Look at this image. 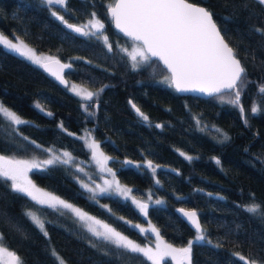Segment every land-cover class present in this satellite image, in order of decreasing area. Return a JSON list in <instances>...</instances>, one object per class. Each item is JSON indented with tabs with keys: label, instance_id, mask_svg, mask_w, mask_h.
Listing matches in <instances>:
<instances>
[{
	"label": "trees",
	"instance_id": "obj_1",
	"mask_svg": "<svg viewBox=\"0 0 264 264\" xmlns=\"http://www.w3.org/2000/svg\"><path fill=\"white\" fill-rule=\"evenodd\" d=\"M190 1L213 13L245 68L247 82H238V103L231 102L235 93L227 98L177 93L156 59L134 66L124 49L132 41L113 28L106 11L114 0H66L59 7V16L78 25L95 13L104 24L96 36L69 29L41 0H0L2 33L63 60L70 65L64 73L68 83L97 93L91 101L81 98L0 44V102L26 122L16 125L0 114V155L45 158L48 148L65 150L73 161L59 159L31 169L34 182L128 238L186 245L197 231L176 210L194 209L206 241H193L192 264H264V93L259 91L264 85V36L255 31L264 28V5L258 0ZM254 106L259 109L255 113ZM85 129L109 157L115 180L132 190L128 200L116 193L92 194L80 184L91 179L77 165L95 172L81 135ZM9 185L0 178L2 246L23 264H57L53 251L66 264H153L95 236L69 211L37 204ZM133 197L149 205L147 216L132 203ZM155 200L163 203L156 205ZM253 203L260 206L256 214L247 210ZM27 211L45 220L47 235ZM160 264L173 263L165 259Z\"/></svg>",
	"mask_w": 264,
	"mask_h": 264
},
{
	"label": "snow or ice",
	"instance_id": "obj_2",
	"mask_svg": "<svg viewBox=\"0 0 264 264\" xmlns=\"http://www.w3.org/2000/svg\"><path fill=\"white\" fill-rule=\"evenodd\" d=\"M41 2L49 6H66V0H41ZM258 3L264 5V0H258ZM109 10L116 27L134 41L139 42V47L134 52L129 53L133 61L137 60V56L141 57L143 61H148L150 57H155L170 71L171 76L165 77V81L174 86L177 91H199L213 95L224 90H235L236 99L231 102L234 104L238 103L241 94L238 82L239 85L247 82V78L244 76L245 68L241 66V61L236 58L233 48L225 41L224 36L217 27L216 21L213 19V13L208 8L196 6L189 3L188 0H119V3ZM52 15L57 16L69 29L82 36H96L104 28V24L99 19H95V13L91 14L93 18L89 19L88 23L84 26L69 24L63 16H59L56 12H53ZM255 31L264 36V28H256ZM13 39L19 41V37L13 36ZM107 39V36H104V40L107 41ZM0 44L48 68V65L44 64L22 41L13 43L12 40L0 33ZM108 47L111 49V44ZM66 67H70V65H61V68ZM53 74L58 75L57 73ZM58 78L62 79L59 76ZM72 90L88 101H91L97 95L95 92L80 90L76 87H73ZM99 91L102 92L103 89ZM259 91L264 93V85L259 87ZM132 107L145 121L149 119L135 104ZM258 110L255 106L251 109L253 113ZM241 111H243L242 108ZM0 114L13 121L16 125L26 123L3 104H0ZM157 127H161V125H157ZM225 139H228L226 134ZM32 143L35 142L33 141ZM88 146L95 150L99 149V144L95 141ZM64 155L70 157L69 153H64ZM187 158L189 160L192 159V157ZM59 159V157H54L53 159L46 160L44 163L50 165ZM61 162L69 163L70 159ZM124 163L128 165L134 164L133 161H125ZM217 163L219 164L220 161L217 160ZM135 166L140 167L138 164ZM39 167L40 164L33 161L19 160L0 155V178H3L5 181H11L9 187L12 191L21 193L40 205H47L50 208L62 206L63 208L72 209L81 220L92 219L88 217L87 213L73 208L71 204L61 200L59 197L51 196L50 194H40V189L27 178L29 170ZM147 167L152 168L153 172L155 171L151 161L147 162ZM105 183L108 184L109 188L114 187V190L125 200L129 199L131 189L121 187L118 181L112 183L105 181ZM85 187L87 186L85 185ZM107 190L101 189L102 192H106ZM132 203L137 206L140 212L147 216L149 208L147 203L137 201L134 197L132 198ZM154 203L160 205L163 201L155 200ZM259 207L258 204L253 203L247 207V210L250 213L256 214ZM178 211L195 226L198 233L196 241H206V235L199 222L197 213L195 211H185L184 209H179ZM26 215L47 235L44 219L33 211L26 212ZM260 215L264 217V212L260 213ZM133 227L139 226L133 225ZM104 228L105 231L103 232L97 231L94 228L91 231L97 237L104 238L118 248L125 249L131 253L142 254L147 259L153 261V264H160V260L165 255L171 256L173 259H176L178 255L180 257L178 264H183V262L192 264L193 241H189L186 247L179 249L166 245L163 251H161V246L157 244V250L153 252L152 248L138 245L127 236L122 235L115 229L109 228L107 225H104ZM141 231L147 232L148 230L141 229ZM151 231L155 232L157 236L159 235L154 227ZM208 242L210 243V241ZM3 244V237L0 234V256H7L8 264H23L20 257L15 252H11L8 248L3 247ZM53 255L56 256L57 264H64L63 259L55 251H53ZM239 259L241 261L245 260L242 256ZM247 264H256V261H249Z\"/></svg>",
	"mask_w": 264,
	"mask_h": 264
},
{
	"label": "rangeland",
	"instance_id": "obj_3",
	"mask_svg": "<svg viewBox=\"0 0 264 264\" xmlns=\"http://www.w3.org/2000/svg\"><path fill=\"white\" fill-rule=\"evenodd\" d=\"M61 5H53V6H50L52 8V10L54 12H56L57 14L59 13V7ZM96 19V18H95ZM88 23L87 22H84L82 23V25H86ZM0 33H2L0 31ZM101 33V32H100ZM100 33H97V34H100ZM5 37H7L8 39L12 40L13 43H17L19 41H22L25 45H27L28 48H30L36 56H38L41 61H44V60H47L49 58L52 57V55L46 53V52H42V51H39L37 49H35L34 47H32L31 45H29L27 42H25L22 38H20L19 36H16L15 37H19V41L13 39V36H10V35H6L4 33H2ZM137 47H139V43L138 42H134L132 41V43L130 44V46L128 47H125V51H127V54L129 55V53H132L135 51V49H137ZM130 56V55H129ZM26 58V57H25ZM131 58V56H130ZM28 59V58H27ZM29 61H31L32 63L34 64H37L35 62H33V60H30L28 59ZM132 60V59H131ZM146 61H143L141 59V57L137 56V60L136 61H133L132 60V63L133 65L135 66H139L143 63H145ZM37 65H40V64H37ZM169 77V76H168ZM73 87H76L80 90H84V91H90V90H87L86 88H84L83 86H81L80 84H77L75 82H69L68 83V89L70 91H72L73 93H75L72 89ZM92 92V91H91ZM76 94V93H75ZM219 95L218 97L219 98H227L228 96L231 97L233 95V92L232 91H229V92H223V93H220V94H217ZM80 96V95H78ZM81 98H83L82 96H80ZM0 104H2L0 102ZM5 106V105H4ZM6 108H8L7 106H5ZM10 111L14 112L13 110H11L10 108H8ZM16 113V112H14ZM19 116V115H17ZM20 117V116H19ZM21 118V117H20ZM22 119V118H21ZM82 138L85 140L87 146L92 143L93 141H95L97 144H99V142L97 140L94 139L91 131L89 129H85L83 132H82ZM89 147V146H88ZM90 153H91V162L92 164L94 165L95 167V172L93 171H90L86 168H83L82 166L80 165H77L78 166V169L79 170H82L83 171V174H84V177H87V178H90L91 180H86V179H81L80 180V184L88 189L92 194H99V193H111V194H118L115 190H114V187L113 188H109L108 184L105 183V181H108L109 183H112L115 180L114 178V175H113V171L110 169V167L108 166V159L109 157L104 154V152L101 150L100 146H99V149L98 150H95L93 148H90ZM64 153H68L67 151L65 150H55V149H51V148H48L47 149V156L45 158H39V157H36V156H33V157H25V158H14V159H19V160H28V161H33V162H36L40 165H45V161L46 160H49V159H53L54 157H59L61 160H69L70 159V162L73 161V157L70 155V157H66L64 155ZM105 157H107V159H105ZM93 175H97V177H95L96 179H93L91 177H93ZM27 178L29 180L32 181V183L38 188L40 189V194H50L51 196H55V197H59L61 200H64L65 202H67L68 204H71L73 206V208H76V209H80L82 212L84 213H87L88 217H91L92 219H85V220H81L77 215L76 213L72 210V209H68V208H63L62 206H57V208H60V209H63V210H67L69 211L73 216H75V218L85 227L87 228L92 234H94L91 229H96L97 231H105V228H104V225H107L109 228H112L110 225L106 224L105 222H103L102 220H100L99 218L93 216L92 214L86 212L85 210H83L82 208H80L79 206L71 203L70 201H67L65 199H63L62 197L46 190L45 188L39 186L38 184H36L34 182V180L32 179L31 177V174H30V170L27 172ZM9 183L11 184V181H9ZM85 185L87 187H85ZM121 187H124V188H128L126 186H123L121 185ZM101 189H108L106 192H102ZM39 195V194H38ZM42 198H44L42 196ZM28 212V211H27ZM97 221H99V223H97ZM133 225H138V224H133ZM139 226V225H138ZM140 228V226L138 227ZM114 229V228H112ZM117 231V230H116ZM119 232V231H118ZM122 234V233H121ZM198 233H196L189 241H194L196 240V236H197ZM95 235V234H94ZM124 235V234H122ZM96 236V235H95ZM125 236V235H124ZM102 238V237H101ZM130 239V238H129ZM132 240V239H131ZM133 242L137 243L138 245L142 246V247H150L153 249V252H155L157 249H156V245L159 244L161 246V251L164 250V247L166 245H171L173 248H183V247H186V245H182V246H175V245H172L170 244L169 242L165 241V240H162V239H157L154 243H148V244H142V243H139L137 241H134L132 240ZM175 255V254H174ZM165 259H170L172 261L173 264H178V260L180 259V257L177 255V258L176 259H173L171 256H167L165 255L161 260L160 262L164 261ZM65 263V262H64ZM0 264H8V257L7 256H0ZM66 264V263H65ZM183 264H186V262H183Z\"/></svg>",
	"mask_w": 264,
	"mask_h": 264
},
{
	"label": "water",
	"instance_id": "obj_4",
	"mask_svg": "<svg viewBox=\"0 0 264 264\" xmlns=\"http://www.w3.org/2000/svg\"><path fill=\"white\" fill-rule=\"evenodd\" d=\"M188 2L189 3H192V4H194V5H196V6H200V7H205V6H203V5H200V4H197V3H195V2H192V1H190V0H188ZM117 3H119V0H114V2L111 4V5H109L108 7H107V9H106V11H107V13H108V15L111 17V23H112V26H113V28L119 33V34H121L122 36H124L125 38H127V39H129V40H131V41H134L132 38H130L129 36H127L124 32H122L119 28H117L116 27V24H115V21L112 19V16H111V12H110V8H113V7H115L116 6V4ZM69 24H73V23H69ZM73 25H76V26H82V25H78V24H73ZM217 27H218V25H217ZM219 28V27H218ZM220 30V29H219ZM221 32V31H220ZM222 34V33H221ZM225 39V38H224ZM225 41H226V39H225ZM134 42H137V41H134ZM227 42V41H226ZM139 43V42H138ZM228 43V42H227ZM229 45V44H228ZM230 46V45H229ZM231 47V46H230ZM151 59H156L158 62H159V64L168 72V74H169V77L171 76V73H170V71L163 65V63L161 62V61H159L157 58H155V57H150ZM237 58V57H236ZM238 59V58H237ZM57 61H59V63H57ZM44 64H47L48 65V68H45V67H43L42 66V64H40L39 66L47 73V74H49V75H51L59 84H61L62 86H67L68 85V80H67V78L65 77V75H64V73H65V70H66V68H61V65H66L65 64V62L63 61V60H61V59H59V58H57V57H51V58H49V59H47V60H44V61H42ZM242 66V65H241ZM49 69H51V71H49ZM53 73H57L58 75H54ZM58 76L59 77H62V79L61 78H58ZM174 89H175V87L174 86H172ZM175 91L177 92V93H179V94H181V95H194V96H198V97H203V98H206V97H212V96H215V95H217V94H220V93H222V92H228V91H232L233 93H235V90H224V91H222V92H220V93H215V94H213V95H208V94H206V93H203V92H199V91H183V92H181V91H177L176 89H175ZM179 209H184L185 211H195L194 209H188V208H178L176 211H177V213H178V215L183 219V220H185L195 231H197L196 230V228H195V226L191 223V221L190 220H188L181 212H179L178 210Z\"/></svg>",
	"mask_w": 264,
	"mask_h": 264
},
{
	"label": "bare ground",
	"instance_id": "obj_5",
	"mask_svg": "<svg viewBox=\"0 0 264 264\" xmlns=\"http://www.w3.org/2000/svg\"><path fill=\"white\" fill-rule=\"evenodd\" d=\"M68 79V78H67Z\"/></svg>",
	"mask_w": 264,
	"mask_h": 264
}]
</instances>
